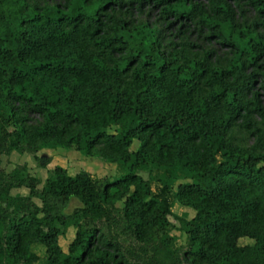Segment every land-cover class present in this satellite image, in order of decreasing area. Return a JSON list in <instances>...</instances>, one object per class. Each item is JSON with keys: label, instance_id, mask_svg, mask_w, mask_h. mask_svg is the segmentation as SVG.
<instances>
[{"label": "trees", "instance_id": "16d2710c", "mask_svg": "<svg viewBox=\"0 0 264 264\" xmlns=\"http://www.w3.org/2000/svg\"><path fill=\"white\" fill-rule=\"evenodd\" d=\"M57 149L122 174L1 168ZM171 194L195 212L179 248ZM38 247L46 264H264V0H0V264Z\"/></svg>", "mask_w": 264, "mask_h": 264}, {"label": "rangeland", "instance_id": "374dc122", "mask_svg": "<svg viewBox=\"0 0 264 264\" xmlns=\"http://www.w3.org/2000/svg\"><path fill=\"white\" fill-rule=\"evenodd\" d=\"M156 13H148L145 12L143 14L134 15V20L136 22H148L153 23L156 19ZM167 34H176V30H167ZM188 38L191 41H195L196 34L191 33L188 34ZM223 54V52H219V55ZM110 133H114L115 130L110 129ZM235 137L242 141V143L251 144L250 140H247L243 135L239 133H235ZM139 147V143L135 141L132 145V151L137 150ZM36 157L41 159V162L35 160L34 155L26 154V153H17L12 152L9 155L1 156V168L6 172H11L16 167H25L26 173L30 176L38 178L41 182H43L47 176V171L53 169L56 166L64 168L67 173L71 176L75 175L80 171H85L89 173L93 178H115L122 174V170L118 168L115 164L105 163L102 160L96 157H86L81 153L75 151L74 149H57V150H43L36 154ZM49 159L50 163L44 168L41 166V163ZM159 171L157 168H153L149 174H144L143 177L149 180L151 184L152 192L155 196L160 194V183L158 182ZM39 186L38 188H40ZM176 186L173 187V191ZM28 191L24 188L19 190H12V195H27ZM173 193V192H172ZM169 204H170V216L169 220L174 226L172 229L170 236L174 239V246L176 248L184 247L185 245V236L178 230L179 223L178 219L185 218L191 219L195 212L191 209L182 206L179 204L173 197V194L168 196ZM37 204H39L38 200H35ZM74 238V230L69 229L66 232L64 237L59 238V245L64 253L67 252L69 244L72 242ZM253 241L249 239H241L239 241L240 246L252 245ZM36 254L40 257V260L37 264H46V256L44 254V250L42 248H35L34 250Z\"/></svg>", "mask_w": 264, "mask_h": 264}, {"label": "crops", "instance_id": "0c3cea01", "mask_svg": "<svg viewBox=\"0 0 264 264\" xmlns=\"http://www.w3.org/2000/svg\"><path fill=\"white\" fill-rule=\"evenodd\" d=\"M71 176V175H70ZM74 176V175H73ZM61 238V237H60Z\"/></svg>", "mask_w": 264, "mask_h": 264}]
</instances>
